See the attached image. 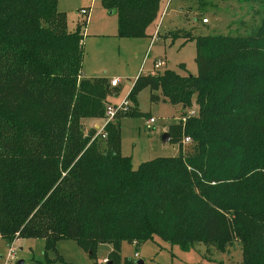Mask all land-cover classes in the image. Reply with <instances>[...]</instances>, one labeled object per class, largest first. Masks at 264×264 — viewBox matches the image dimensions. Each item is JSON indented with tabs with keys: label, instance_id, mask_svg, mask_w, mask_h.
I'll list each match as a JSON object with an SVG mask.
<instances>
[{
	"label": "trees",
	"instance_id": "obj_1",
	"mask_svg": "<svg viewBox=\"0 0 264 264\" xmlns=\"http://www.w3.org/2000/svg\"><path fill=\"white\" fill-rule=\"evenodd\" d=\"M163 1L102 3L117 14L118 37L137 39L148 37ZM58 4L0 0V237L9 246L44 239L47 264L63 259V240L93 258L110 245L106 264H122L123 243L155 237L184 251L206 244L226 252L238 240L241 264H264V19L249 36L186 35L196 42V76H138L134 103L149 87L153 102L161 91L182 104L183 117L194 98L198 111L170 126L177 157L134 169L121 153V120L138 116L135 107L107 125L105 139L84 130V120L105 118L118 88L83 78L87 20L70 32ZM184 137L193 140L188 157Z\"/></svg>",
	"mask_w": 264,
	"mask_h": 264
},
{
	"label": "rangeland",
	"instance_id": "obj_2",
	"mask_svg": "<svg viewBox=\"0 0 264 264\" xmlns=\"http://www.w3.org/2000/svg\"><path fill=\"white\" fill-rule=\"evenodd\" d=\"M93 2L95 7L90 15L92 23L88 31L84 32L88 37L84 48L83 70L88 78L99 75L120 81L119 93L115 92L108 96L107 105L121 103L132 89L128 82H134L141 74L171 70L184 77L196 76L198 74L196 42L185 41L186 35L249 36L264 19L262 0H208L202 4L197 0H164L160 18L150 28L154 38L152 43V37L137 39L118 36L99 37L103 35L99 31L104 24L107 25L106 31L116 32V21H118L116 16L107 15L102 0L74 2L59 0L58 9L67 15L70 31L75 29L77 19L82 16L78 15L80 7L89 8L82 5L85 3L91 5ZM83 18L86 19L87 16ZM204 19H208L209 22L203 23ZM106 34L107 32L104 35ZM157 60L166 63L158 71L154 69ZM155 94L158 96L157 102L151 100L152 91L149 87L140 90L136 95L135 103L131 100L139 115L121 120L122 154L132 159L134 169L158 157H177L180 154V146L171 142L164 143L163 137L167 132L169 133L170 126L185 124L186 121H182L183 117L178 116L181 111L184 113L183 106L171 104L161 91ZM197 111L196 98H194L192 106L185 110V118L196 116ZM150 118H155L156 123L150 125ZM105 124V118L83 121L86 132L90 130L96 132L93 140L97 137L103 139L104 134L107 137ZM192 143V139L190 143L183 142L182 153L185 157L192 153L190 147ZM14 248L15 258L10 264H20V262L47 264L44 239H18L14 242ZM111 250L110 245H100L96 257L93 258L90 252L81 249L75 241L63 240L57 245V253L63 259L53 261L51 264H106L105 260H108ZM8 251L9 245L0 237V264H5ZM136 253L139 257H136ZM49 255L52 260L55 258L52 253ZM126 258L134 261L142 260L145 264H241L242 248L241 243L235 240L228 244L226 252H219L216 246L206 244H199L195 249L184 251L178 245H171L155 237L154 240L140 247L123 243L122 264H125Z\"/></svg>",
	"mask_w": 264,
	"mask_h": 264
},
{
	"label": "built area",
	"instance_id": "obj_3",
	"mask_svg": "<svg viewBox=\"0 0 264 264\" xmlns=\"http://www.w3.org/2000/svg\"><path fill=\"white\" fill-rule=\"evenodd\" d=\"M79 14L82 16H88L89 15V11L86 9H82L79 11ZM209 20L208 19H204L203 23H208ZM165 65V62L163 60H157L154 63V69L156 71H158L160 68H162ZM111 86L112 87H119L120 86V81L118 79H114L111 81ZM129 95V94H128ZM134 109V103L131 101V99L129 98V96H127L121 103L119 104H113V105H107L106 106V115H105V120H106V124L104 126V128L111 122H113L116 118V116L118 114H127L130 113L132 110ZM194 115V112L192 114V116ZM182 121L185 122L186 118H182ZM156 123V119L155 118H150L149 120V124L152 125ZM103 131V130H102ZM101 131V133H102ZM103 137L105 138L106 135L104 134ZM184 143H190L191 142V138L187 137L184 139L183 141ZM15 248H14V242L11 246H9V251L5 257V264H10L11 261L14 260L15 258ZM136 257H139V255L136 253ZM108 260H105V263H107Z\"/></svg>",
	"mask_w": 264,
	"mask_h": 264
},
{
	"label": "crops",
	"instance_id": "obj_4",
	"mask_svg": "<svg viewBox=\"0 0 264 264\" xmlns=\"http://www.w3.org/2000/svg\"><path fill=\"white\" fill-rule=\"evenodd\" d=\"M69 1H72V2H74L75 0H69ZM164 2V1H163ZM60 5V3L58 4V6ZM82 6H89V8H84V7H80V9H79V11L80 10H82V9H86V10H88L89 11V15L87 16V18H86V20H87V26H86V28H85V30L86 31H88V29L90 28V26H91V23H92V19H90V15H91V13H92V11H93V8L95 7V5H94V2L91 4V5H89V4H87V3H85L84 5H82ZM62 10H64V9H62ZM60 11V10H59ZM61 12V11H60ZM106 12H107V15H109L110 17H112V16H116L117 17V14L115 13V12H109V11H107L106 10ZM78 15L80 16V14H79V12H78ZM160 18V17H159ZM85 18H83V16H81V17H79L78 19H77V23H75V29H72L73 31H70L69 30V25H68V30L70 31V32H74L75 30H76V26H77V24H78V22H80V21H82V20H84ZM117 20H118V17H117ZM159 20V19H158ZM157 20V21H158ZM156 21V22H157ZM67 22H68V20H67ZM155 22V23H156ZM160 22V21H159ZM115 22H113V24H114ZM116 32L115 31H111V32H108V31H106V28H107V25L106 24H104L103 26H102V28H100V31H99V33H102L103 35H99V33H97L98 35H99V37L101 36V37H107V36H111V37H117L118 36V21H116ZM152 26H154V24L152 25ZM152 26H150L149 27V29H148V37H146V38H150V37H152L153 36V33H152V31L150 30V28L152 27ZM156 26V25H155ZM85 30H84V32H85ZM105 32H107V34L106 35H104L105 34ZM115 32V33H114ZM85 34V33H84ZM116 34V35H115ZM152 34V35H151ZM85 36V38H84V48H85V44H86V39H87V35L85 34L84 35ZM153 40H154V38L152 37V43H153ZM166 64V63H165ZM83 67H84V65H83ZM100 77L99 75H95V76H93V77ZM83 78H86V79H89L88 78V76L85 74V72H84V70H83ZM92 78V77H91ZM109 79V78H108ZM110 80V79H109ZM112 80H114V79H111L110 81H112ZM132 83H134V82H132ZM128 84H129V82H128ZM133 86V85H132ZM131 86V87H132ZM120 87V86H119ZM119 87H116V88H119ZM117 93H119V92H117ZM183 108V107H182ZM184 109V108H183ZM178 116H180V118L181 117H183L184 116V113H183V111H181L180 112V114L178 113ZM177 117V116H176ZM175 117V118H176ZM184 118V117H183ZM121 133H122V126H121ZM168 133V132H167ZM121 153H122V149H121ZM123 155V154H122ZM124 156V155H123ZM133 246H135V245H133ZM24 264V263H23Z\"/></svg>",
	"mask_w": 264,
	"mask_h": 264
},
{
	"label": "water",
	"instance_id": "obj_5",
	"mask_svg": "<svg viewBox=\"0 0 264 264\" xmlns=\"http://www.w3.org/2000/svg\"><path fill=\"white\" fill-rule=\"evenodd\" d=\"M97 77V76H96ZM129 85L132 86L133 83L132 82H129ZM171 138H170V135L169 133H166L163 137V142L164 143H167V142H170ZM20 264H23V262H20ZM137 264H145L142 260H138L137 261Z\"/></svg>",
	"mask_w": 264,
	"mask_h": 264
}]
</instances>
